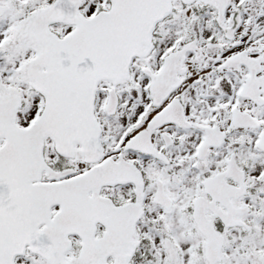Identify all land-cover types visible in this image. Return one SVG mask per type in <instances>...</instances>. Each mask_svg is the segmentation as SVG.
Returning <instances> with one entry per match:
<instances>
[{
  "label": "snow or ice",
  "instance_id": "6c2138e0",
  "mask_svg": "<svg viewBox=\"0 0 264 264\" xmlns=\"http://www.w3.org/2000/svg\"><path fill=\"white\" fill-rule=\"evenodd\" d=\"M0 264H264V0H0Z\"/></svg>",
  "mask_w": 264,
  "mask_h": 264
}]
</instances>
